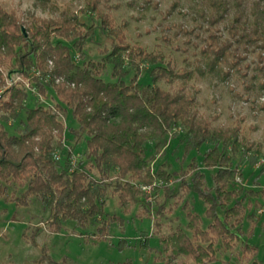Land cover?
<instances>
[{"label":"trees","instance_id":"trees-1","mask_svg":"<svg viewBox=\"0 0 264 264\" xmlns=\"http://www.w3.org/2000/svg\"><path fill=\"white\" fill-rule=\"evenodd\" d=\"M100 3L85 0L76 10L65 6L50 16L7 9L0 3V85L5 83V69L20 68L40 94L60 98L53 105L26 107L28 93L20 81L0 98V197L18 207L37 200L44 208H51L50 224L55 231L65 221L82 227L96 223L91 236L105 239L110 223L120 218L104 207V179L115 174L117 203L125 212L142 195L138 186L142 182L163 186L170 194L167 182L173 174L164 164L150 169L147 145L151 142L157 150L166 145L169 134L182 133V158L206 146L200 159L203 168L192 156L181 171L180 183L186 192L200 198L203 210H195L188 200L180 205L186 228L176 226L159 235L164 253L156 260L161 264L214 262L220 250L234 248L245 219L254 225L255 209L262 204L256 197L264 188H248L239 182L243 172L235 155L241 152L249 164L257 165L261 175L264 151L259 141L241 136L239 122L215 125L216 115L201 113L196 101L198 87L190 81L195 70L204 71L203 63L228 75L229 69L221 63L233 54L229 46L236 44V48L240 43L256 49L254 68L264 74V0H199L193 18H200L196 24L206 33L201 37L203 62L194 68L178 67L160 48L149 50L139 42H130L127 20L117 23ZM177 4L178 0H173L171 7ZM85 15L94 16L100 30L111 39L110 49H103L100 59L85 54L86 39L95 32L94 24L82 19ZM220 28L227 36L219 35ZM230 62L236 63L234 59ZM108 66L109 78H105ZM143 74L149 76L146 83L140 79ZM257 82L264 86V78ZM23 109L20 128H8L5 121L18 118ZM68 110L77 125L70 127L75 142L86 135V156L90 159L86 169L73 164V146L64 143L62 115ZM92 167L100 180L91 177ZM204 168L211 170L210 185ZM155 224L159 226L158 221ZM256 251V245L244 243L241 256L258 264L251 259ZM129 263L126 259L117 264Z\"/></svg>","mask_w":264,"mask_h":264},{"label":"rangeland","instance_id":"rangeland-1","mask_svg":"<svg viewBox=\"0 0 264 264\" xmlns=\"http://www.w3.org/2000/svg\"><path fill=\"white\" fill-rule=\"evenodd\" d=\"M198 1L178 0L174 7H171L173 0H101L100 5L111 13L117 23L121 19L127 20L126 35L130 42H139L149 50L160 48L178 67L194 68L196 64L203 62L200 47L204 42L201 37L206 33L196 24L200 18H193L196 16ZM84 2L85 0H0L7 9L16 8L18 11L41 16L56 15L65 6L76 10ZM82 19L88 24L93 23L95 27L93 36L86 39L85 54L87 58L100 59L102 50L110 49L111 39L100 30L94 16L85 15ZM220 34L227 36L224 28H220ZM235 45L228 48L233 52L228 55V61L221 63L222 68L229 69L228 75H224L216 67L207 68L203 63L204 71L199 73L195 70L190 83L198 87L196 101L201 113L216 115L213 120L215 125L231 126L239 122L241 136L245 140L259 141L264 151V86L261 87L257 82L258 78H264V74L254 68L257 64L256 49H252L251 44L240 43L236 48ZM231 59L235 60L234 65H231ZM147 67L148 65L145 66ZM20 70L5 69L6 77L14 80L21 73ZM109 70L108 66L103 72L105 78H109ZM140 79L146 83L149 76L143 74ZM15 83L17 82L13 85ZM159 83L168 88L166 83ZM24 87L28 93L26 107L38 103L53 105L60 100L56 96H43L34 86ZM47 93L51 95V92ZM24 116L23 109L18 118H10L5 123L11 130L18 129ZM62 119L66 124L64 143L73 146L72 162L86 169L90 164V159L86 156V135L83 134L76 143L75 136L70 131V127L77 126L71 112L68 110L62 115ZM181 138L182 133L169 134L166 145L157 150L153 143L147 145L146 157L150 169L155 170L160 164H164L165 169L173 174L167 182L170 194L165 192L163 186L154 187L153 182L137 183L142 189V195L125 212L117 203L115 174L111 173L104 179V207L109 214L120 218L110 223L109 234L105 239L95 240L91 236L96 223L82 227L72 221H65L61 223L59 231H55L50 224L51 208H44L37 200H32L28 206L18 207L0 197V264H117L126 259L130 261L129 264H161L156 260V257L164 253L159 235L168 233L176 226L186 228V218L180 205L188 200L195 210L200 213L203 210L200 198L193 192H186L180 183L183 178L181 171L187 168L192 156L201 165V152L206 146H202L200 152L193 150L186 158H182ZM245 159L241 152L235 155V162L243 172L239 182L248 188H264V174L258 175L257 165H251ZM200 167L203 168L202 165ZM203 170L207 175L206 183L210 185L211 170ZM190 173L185 174V179L190 178ZM90 175L100 180L98 171L93 167ZM156 184L161 183L156 181ZM143 185H150V188H143ZM250 198L254 200L255 196L250 195ZM256 198L262 203L255 209L254 218L257 221L250 226L245 219L234 248L220 250L217 260L209 264H251L241 256L244 243L257 246L256 254L251 259L264 264V193H259ZM155 221L159 222V226Z\"/></svg>","mask_w":264,"mask_h":264},{"label":"built area","instance_id":"built-area-1","mask_svg":"<svg viewBox=\"0 0 264 264\" xmlns=\"http://www.w3.org/2000/svg\"><path fill=\"white\" fill-rule=\"evenodd\" d=\"M49 63H51V62L49 61ZM20 72L21 73L17 74L16 79H14V80H9L7 77L5 78V83L3 85H0V98L5 96V92L7 91V89L9 87H11L13 85L14 82L20 81L23 83L24 86H27V87L30 86L31 87V82H30L29 78L24 76L21 70H20ZM36 73H38V72H36ZM56 80H58V79H56ZM55 157L58 158V155L56 154ZM142 187L143 188H150V185H143Z\"/></svg>","mask_w":264,"mask_h":264}]
</instances>
